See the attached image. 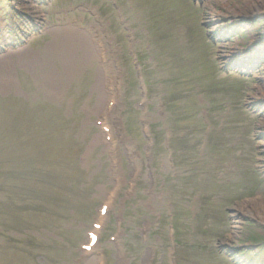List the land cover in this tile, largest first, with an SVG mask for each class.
Returning a JSON list of instances; mask_svg holds the SVG:
<instances>
[{"label":"rangeland","instance_id":"374dc122","mask_svg":"<svg viewBox=\"0 0 264 264\" xmlns=\"http://www.w3.org/2000/svg\"><path fill=\"white\" fill-rule=\"evenodd\" d=\"M41 1L1 0L6 43L17 42L13 25L27 31L37 21L40 30L0 55L17 61L0 64V104L37 123L9 143L1 116L0 157L14 177L69 178L72 186L58 188L75 195L50 208L59 230L42 220L39 238L35 220L19 226L45 252L30 258L29 247L8 238L3 247L0 237V264H99L101 253L103 264H232L220 246L235 264H264V52L241 74L254 47L264 50V0ZM6 13L13 22L1 20ZM134 54L143 58V94L128 68ZM108 88L123 94L109 113ZM100 116L108 133L95 125ZM148 128L152 146L140 133ZM179 148L198 158L176 166L170 154ZM103 203L99 245L81 256Z\"/></svg>","mask_w":264,"mask_h":264},{"label":"bare ground","instance_id":"6f19581e","mask_svg":"<svg viewBox=\"0 0 264 264\" xmlns=\"http://www.w3.org/2000/svg\"><path fill=\"white\" fill-rule=\"evenodd\" d=\"M242 1H245V0H242ZM252 16V15H251ZM236 18H242V17H245V18H249V16H245V15H237L235 16ZM20 61V58H18V62ZM12 62H16L15 60L9 58V56H4L2 58H0V64H3V63H12Z\"/></svg>","mask_w":264,"mask_h":264}]
</instances>
